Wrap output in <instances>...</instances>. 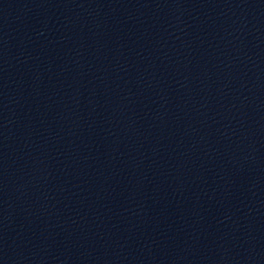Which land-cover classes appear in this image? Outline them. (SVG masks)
<instances>
[{
  "label": "water",
  "instance_id": "obj_1",
  "mask_svg": "<svg viewBox=\"0 0 264 264\" xmlns=\"http://www.w3.org/2000/svg\"><path fill=\"white\" fill-rule=\"evenodd\" d=\"M0 264H264V0H0Z\"/></svg>",
  "mask_w": 264,
  "mask_h": 264
}]
</instances>
